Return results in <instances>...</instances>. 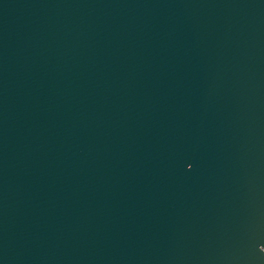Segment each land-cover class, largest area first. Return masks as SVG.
Here are the masks:
<instances>
[{
	"label": "water",
	"instance_id": "water-1",
	"mask_svg": "<svg viewBox=\"0 0 264 264\" xmlns=\"http://www.w3.org/2000/svg\"><path fill=\"white\" fill-rule=\"evenodd\" d=\"M0 264H264V0H0Z\"/></svg>",
	"mask_w": 264,
	"mask_h": 264
}]
</instances>
